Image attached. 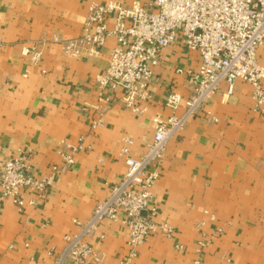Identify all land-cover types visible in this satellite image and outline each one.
<instances>
[{
	"label": "crops",
	"instance_id": "0c3cea01",
	"mask_svg": "<svg viewBox=\"0 0 264 264\" xmlns=\"http://www.w3.org/2000/svg\"><path fill=\"white\" fill-rule=\"evenodd\" d=\"M107 1L0 0V164L29 149L35 175L59 167L47 191L24 195L21 211L0 189V264H55L49 250L61 249L63 236L77 230L74 219H86L125 172L124 138L131 141L129 155L139 157L153 136L152 117L183 111L182 104L167 108L165 95L191 92L176 68L195 70L200 57L185 47L161 49L151 98L133 112L120 89L100 90L95 80L107 67L113 38L96 54L79 57L51 42L54 35H80L88 4ZM40 40L45 44L33 64L21 48ZM256 54L264 66V43ZM251 94L244 81L236 80L230 93L220 83L167 140L152 193L156 221L172 226L173 234H150L132 264H264V113L254 111ZM79 143L74 163L64 164L61 153ZM126 240L124 226L106 219L87 238L109 264L125 256Z\"/></svg>",
	"mask_w": 264,
	"mask_h": 264
},
{
	"label": "built area",
	"instance_id": "2783aa9c",
	"mask_svg": "<svg viewBox=\"0 0 264 264\" xmlns=\"http://www.w3.org/2000/svg\"><path fill=\"white\" fill-rule=\"evenodd\" d=\"M110 37L114 39V46L109 52L107 67L95 80L100 90L120 89L123 105L133 112H140L151 98L149 83L160 61L161 49L182 46L196 51L200 62L195 70L176 68L187 77L191 92L185 98L175 91L165 95L167 108L174 111L182 104L183 111L164 118L152 117L153 136L139 157L129 155L131 141L124 138L120 155L124 158L125 172L110 184L106 197L96 203L86 219H74L77 230L63 236L61 249L49 250L55 264H109L101 261L87 241L104 219L119 221L127 232L125 256L115 264H132L138 246L150 234L171 238L172 226L156 221L158 206L153 202L152 189L158 177L157 164L164 155L167 140L183 128L189 117L203 109L220 83L226 84L227 93L232 91L236 80L248 83L252 87L254 111L264 113V66L256 54L264 43V0L91 2L81 34L72 38L54 35L51 42L58 43L64 54L79 57L84 53L96 54ZM43 44L45 41L40 40L23 46L21 54L36 64L41 55L39 46ZM205 114L208 119L216 120L209 111ZM94 124L101 122L95 120ZM81 147L79 143L69 152L61 153L64 164L72 165ZM29 153V149H19L0 164L1 194L18 211L25 203L24 195L27 192L43 194L59 169L53 164L49 173L35 175ZM209 218L214 219V215L209 214ZM175 247L182 248L178 243Z\"/></svg>",
	"mask_w": 264,
	"mask_h": 264
}]
</instances>
